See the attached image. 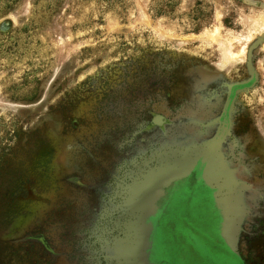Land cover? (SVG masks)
Wrapping results in <instances>:
<instances>
[{"label":"rangeland","instance_id":"374dc122","mask_svg":"<svg viewBox=\"0 0 264 264\" xmlns=\"http://www.w3.org/2000/svg\"><path fill=\"white\" fill-rule=\"evenodd\" d=\"M157 56L196 60L193 67L170 69L166 91L176 94L174 101L184 91H194L191 79L200 77L203 83L220 76L251 84L239 92L237 101L250 118L245 136L250 141H241L238 154L236 144L232 146L231 161L223 146L212 159L233 178L244 180L241 170L252 169L246 161L253 163V153L254 157L264 154V0H0V198H13L14 190L30 187L26 184L36 180V174L49 176L59 169L57 162L65 153L68 156L65 147L71 139L72 117L87 122L95 111L105 110L103 125L130 130L165 92L161 80L140 85L143 71L152 62L148 57ZM134 142L136 152H148L144 141ZM205 142L164 145L158 141L150 147H169L170 154L156 157V162H171L181 156L172 148H193L194 155ZM248 144L251 154L246 152ZM203 181L210 189L216 186L212 179ZM241 191L234 217L240 227L247 218L243 207H250L246 190ZM36 193L53 199L54 205L30 201L24 209H9V220L0 213V259L8 264H35L15 242L30 230L49 231L54 249L71 251L73 244L66 239L74 226L85 221L83 210L55 204L61 202L56 199L61 196L57 189L38 188ZM219 196L211 199L199 188L191 209H185L186 199L182 207L159 211L153 238L162 251L160 258L170 259L168 264L222 262L225 252L218 230L221 239L226 238ZM192 231L199 236L198 244L190 240ZM60 235L66 238L60 239L61 246ZM64 242L69 243L63 246Z\"/></svg>","mask_w":264,"mask_h":264},{"label":"flooded vegetation","instance_id":"af4514ba","mask_svg":"<svg viewBox=\"0 0 264 264\" xmlns=\"http://www.w3.org/2000/svg\"><path fill=\"white\" fill-rule=\"evenodd\" d=\"M149 60L152 62L145 68L146 71H143L144 78L140 85L161 80L166 85L165 92L158 103L147 106L141 117L134 116L136 122L134 121V126L130 127V130L103 125V119L104 123L106 122L103 118L107 112L105 110L98 114L95 111L92 120L87 119V122L84 118L72 117L71 139L66 143L68 148L65 147L68 156L65 153L60 163L57 162L59 169H53L49 176L36 174L34 177L37 179L30 180L26 184L30 187L24 186L14 190L13 198H7L6 195L0 198V213L3 212L5 220H9L12 214L8 216L9 209H20L31 205L30 201L54 205L53 199L36 193L38 188L57 189L62 197H57L56 199H61V202L55 204L63 203L62 205H66L71 210L79 208L85 212L84 223L71 229L72 234L69 239L61 235L57 237L60 246L61 238L71 240L73 244L71 251L60 253L54 249L55 242L49 231L30 230L23 237L16 238L15 242L23 246L21 254L33 263L132 264V252L129 254V251L134 247V226L138 223L140 214L135 211L139 206V202L134 200L135 189L138 191L147 181L161 175L170 167L194 160L201 155L209 141H221L214 154L224 147L225 150L227 149V158L230 161L234 155L229 157L234 144L237 146L236 154H238L242 152L241 141H250L245 138L250 130V118L240 106L238 107L237 101L239 92L249 88L251 84L239 86L234 80L220 76L207 79L208 81L203 83L205 80L200 77V79H191L197 84L194 83V91L188 93L184 91L178 100L174 101L173 96L176 94L171 95L166 91L170 86H167L170 82L168 77L170 69L180 66L193 67L197 64L196 60L166 56L164 58L157 56L154 59L148 57ZM155 84L153 87L156 86ZM162 104L166 109L161 107ZM110 108L113 107H108L111 112L116 110ZM80 127H84V131H80ZM130 131L132 133L127 137ZM134 141H144L142 144L149 148L148 152H136L138 146ZM158 141H163L164 145L168 141H178L179 144L186 141L206 142L196 147L197 155L190 153L193 148L174 147L172 151H179L180 158L171 162L166 159L158 163L156 157L164 158L171 151L164 145H161L163 147L159 150L157 144L153 145L154 148L150 147L152 143ZM250 150L248 144L246 152L253 153ZM135 157L137 160H134ZM252 157L253 159L250 160L253 163L246 161L252 169L248 172L241 170L239 173L240 178L244 180L234 177V180L243 184L241 192L246 190V199L250 205L249 209L243 207L245 214L247 213L246 221L241 227L238 222L234 223L235 227L227 234L229 240L227 242L221 239L218 230L225 258L221 263L208 260V264H264V154H257L254 157L253 153ZM44 177L46 178L43 179ZM203 179L200 172L194 170L167 186L160 181L162 187L158 191L159 202L157 205L152 202L155 215L147 220V223L154 228L153 233L155 226L160 223L159 220L157 221V216L163 209L182 207L186 199L189 200L185 202L187 203L185 209H191L196 203L195 195L199 188H204L211 199L214 194H219V198H222V194L227 192L223 179L218 181L212 179L216 182V186L211 189L205 185ZM217 213L218 228H220L221 216L219 212ZM67 219L69 220V217ZM38 222L39 220H36V223ZM189 237L193 243L198 244V234L192 231ZM66 243L68 245L69 242H64L62 245ZM155 247V238H153L150 263L168 264L170 259L160 258L159 253L162 251ZM180 249L179 256L183 259L185 255L182 253V247ZM104 251L109 253L105 254ZM0 264L8 263L2 258Z\"/></svg>","mask_w":264,"mask_h":264},{"label":"water","instance_id":"95a60500","mask_svg":"<svg viewBox=\"0 0 264 264\" xmlns=\"http://www.w3.org/2000/svg\"><path fill=\"white\" fill-rule=\"evenodd\" d=\"M245 85H247V83L239 84V86ZM220 143L221 141H209L205 145L201 155L197 156L194 160L184 161L183 164L170 167L164 170L161 175L155 176L152 180L150 179V181H147L138 191L135 189L134 200L139 202V206L136 207L137 209H135V211H138L140 214L137 223L138 228L134 230V247L133 249L130 248L129 251V254L132 252V264H152L150 263V258L153 250L154 228L151 224L147 223V220L150 216L155 214V207L152 202L159 196L158 191L160 187H162L160 181L167 186L180 176L189 174L194 170H198L200 176L204 178V180L223 179V185L227 189V192L222 194V198H220L225 219L223 236L226 238V242L229 241L227 234L235 227L234 223L236 222L234 217H236V213L239 212L238 196L243 184L234 180L229 172L224 171L221 167H218L212 162L214 152Z\"/></svg>","mask_w":264,"mask_h":264}]
</instances>
